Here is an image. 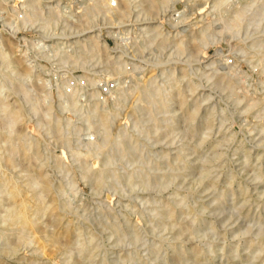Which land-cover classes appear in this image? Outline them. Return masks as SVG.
Wrapping results in <instances>:
<instances>
[{"label":"rangeland","instance_id":"374dc122","mask_svg":"<svg viewBox=\"0 0 264 264\" xmlns=\"http://www.w3.org/2000/svg\"><path fill=\"white\" fill-rule=\"evenodd\" d=\"M148 1L0 0V264H264V0Z\"/></svg>","mask_w":264,"mask_h":264},{"label":"bare ground","instance_id":"6f19581e","mask_svg":"<svg viewBox=\"0 0 264 264\" xmlns=\"http://www.w3.org/2000/svg\"><path fill=\"white\" fill-rule=\"evenodd\" d=\"M100 2V0H99ZM149 2V1H148ZM156 2L154 0H150L149 3H151V5H153V3ZM158 2V1H157ZM223 2V0H220V1H215L214 2V7H218L221 5V3ZM103 3V2H102ZM100 4V5H99ZM99 4H96L94 5L95 8H100L102 6L101 3ZM117 4V3H116ZM128 4V2H127ZM107 5V4H106ZM110 5V4H108ZM117 6V5H116ZM111 9H113L111 6H109ZM91 8V7H90ZM93 8V7H92ZM107 8V7H106ZM105 8V9H106ZM117 8V7H115ZM109 8H107L108 10ZM126 9V8H125ZM106 10V11H107ZM110 10V9H109ZM114 11V9H113ZM117 11V15H120L122 13H125L123 12L122 10L120 11V8H117L116 9ZM239 11H241L239 9ZM110 12V11H109ZM115 12V11H114ZM236 14H238V11L235 12ZM242 13V12H241ZM128 14V13H127ZM108 16V15H107ZM113 17V16H112ZM122 17V16H121ZM239 17V16H238ZM123 18V17H122ZM116 19V18H115ZM232 19H233V13H232ZM231 19V20H232ZM110 20V19H109ZM234 21V20H232ZM231 25L233 23H230ZM124 31V30H122ZM120 30V33L122 32ZM114 33V32H113ZM128 34V33H127ZM95 40H97V42L99 41L100 44H102L103 47H107V43L105 40L102 39L101 37V34H100V30H96L95 32ZM112 35V34H111ZM113 36V35H112ZM115 36V35H114ZM117 37V36H115ZM122 37V36H121ZM126 36H123V38H125ZM93 39V37H92ZM118 39V38H117ZM127 39V38H125ZM132 39V38H131ZM91 40V39H90ZM85 41V40H84ZM129 41V40H128ZM203 41V40H202ZM202 41H199V42H202ZM88 42V41H87ZM198 42V43H199ZM79 43V42H78ZM91 43V42H90ZM1 44V43H0ZM87 44V43H85ZM130 44V43H129ZM197 44V43H196ZM200 44V43H199ZM118 45V44H117ZM86 46V45H85ZM200 46V45H199ZM199 46H195V47H198ZM1 47V46H0ZM81 47V46H80ZM79 47V48H80ZM89 47V46H88ZM87 47V48H88ZM91 47L92 49H95L93 46H90V50H91ZM2 48V47H1ZM42 48V47H40ZM86 48V47H85ZM89 49V48H88ZM3 50V49H1ZM89 50V51H90ZM74 52V51H73ZM77 54V53H76ZM4 57L6 58V55L3 54ZM2 55V56H3ZM67 55V54H66ZM73 55V54H72ZM71 55V56H72ZM80 55V54H79ZM1 56V57H2ZM77 58V57H76ZM8 59V58H6ZM5 59V60H6ZM7 64L10 65V66H14V63L11 61V60H7ZM14 69V67H13ZM137 85V84H136ZM138 86V85H137ZM145 89V88H144ZM159 89H157V92H158ZM156 91V90H155ZM180 94V93H179ZM158 95V93H157ZM182 99V98H181ZM67 100V99H66ZM169 100V97L164 100L165 102H168ZM180 100V99H179ZM68 101V100H67ZM181 102V101H180ZM71 103V102H70ZM195 113L194 111H189L187 112V118L190 122L193 121L194 117H195ZM108 139V138H107ZM119 144H121V140L119 141ZM36 155V154H35ZM34 159V158H33ZM30 161V160H29ZM2 164H1V160H0V236L3 238V239H6L8 242L5 246V249L4 251L7 253V252H12L15 248V243L13 244L12 241H9V234H7V231H13L15 233H13L15 236L14 238H16V241H20L21 239L24 238V236L26 237V232L31 230L34 226H35V221L31 218L32 217V214L38 212L40 209H42L41 207L40 208H37L36 210L33 209L29 203L27 202V199L26 197H24V193L26 189L22 188L17 181H14L13 178L5 171L2 170ZM207 169L204 168L202 170V174L204 175L205 173H207ZM40 176V175H38ZM94 180H95V184L97 186H100L102 185L103 183V178L101 176V171L99 172H96L94 173ZM260 179H263L264 177L263 176H259ZM43 179V177H42ZM47 189V188H46ZM223 198H224V195H221V197L217 200L218 203H221L223 201ZM39 207V206H38ZM163 207V206H162ZM175 211V210H174ZM157 215L161 218H163L167 224L166 226L168 225L169 227L171 228H175L177 227L178 225L176 223H174V219H175V213L168 207H163L161 208ZM194 220L195 222H199L200 221V217L199 216H194ZM177 222V221H176ZM164 223V222H163ZM67 224V223H66ZM163 225V224H162ZM210 228H213L212 225L209 226ZM179 229L181 230H184L186 227H184V229L179 225L178 226ZM63 232L67 235H71L72 232L71 230L69 229L68 226H66L64 228V231H62V235H63ZM247 230H244V233H246ZM261 234H259V237H260ZM5 240V241H6ZM70 240L69 239V243L66 244V245H63L62 247H59V252L60 253H66L67 250H69V245H70ZM57 239L54 238V237H49V242H53L52 244H57ZM66 242V241H65ZM172 242V241H171ZM22 243V242H21ZM5 244V243H4ZM257 245V241H252L248 244V247L249 248H253L254 249V258H257L261 252H262V248L260 247H257L255 246ZM261 246V245H260ZM213 247V246H212ZM151 249L153 250H156L157 249V246L155 245H152L151 246ZM1 250V249H0ZM83 251V247H81L79 249V252H82ZM178 255H181V256H184L187 251L185 249H181L179 252ZM175 254V253H174ZM194 255L195 257H200V252L199 250L198 251H195L194 252ZM69 256V254H68ZM175 258V257H174ZM252 258V256H251ZM71 258L67 257L66 261H69ZM262 259V258H261ZM163 264H168V261L164 259L163 261Z\"/></svg>","mask_w":264,"mask_h":264}]
</instances>
